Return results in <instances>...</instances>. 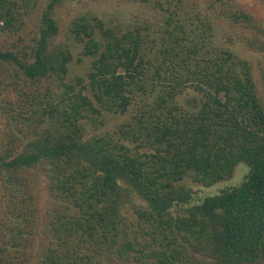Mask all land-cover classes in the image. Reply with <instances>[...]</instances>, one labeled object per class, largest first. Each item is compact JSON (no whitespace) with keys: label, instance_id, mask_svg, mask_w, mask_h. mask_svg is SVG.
Masks as SVG:
<instances>
[{"label":"trees","instance_id":"1","mask_svg":"<svg viewBox=\"0 0 264 264\" xmlns=\"http://www.w3.org/2000/svg\"><path fill=\"white\" fill-rule=\"evenodd\" d=\"M64 1L0 0V264H264V66L257 81L215 33L228 17L264 52V23L222 0L206 14L157 0L126 30L79 15L58 41ZM133 104L114 132L89 131ZM240 166L213 196L182 184Z\"/></svg>","mask_w":264,"mask_h":264},{"label":"rangeland","instance_id":"2","mask_svg":"<svg viewBox=\"0 0 264 264\" xmlns=\"http://www.w3.org/2000/svg\"><path fill=\"white\" fill-rule=\"evenodd\" d=\"M157 0H148L143 3L140 0H65L64 4L57 10L56 19L60 24V35L58 41L67 40L68 27L71 21L82 14L93 13L101 19L112 18L115 25H121L123 30H126L133 23L139 19H151L154 15L153 10L150 8L151 4ZM189 8L197 7L199 11L206 13H214L210 9L212 5L222 6L219 1L221 0H184ZM228 4L233 5L237 10L249 13L256 18L257 21L264 23V0H222ZM41 6V5H40ZM230 10V9H228ZM240 31V30H239ZM216 40L221 45L231 46L237 50L241 56L248 59L251 63L254 76L256 80L259 79L261 68L264 66V52L250 49L246 43V39L250 37V33L246 30L237 32L231 24V20L226 17L223 19L217 18L216 20ZM236 41L237 46H232L230 43ZM70 49L74 57V70L77 72H85L86 63L78 62L80 54L83 50V45L71 40L69 42ZM260 96L264 99V89L260 87ZM195 97V94L190 90L180 100L183 104L187 105L189 99ZM138 105L133 104L129 107L125 114H105V120L95 128L89 126V131H96V133L114 132L119 125L128 120L129 115L135 114ZM247 170L243 166L238 167L233 179L220 182L212 187L206 188L202 184H197L190 178H186L182 184L195 192V197L213 196L221 192V190L238 185L244 178ZM36 200L35 207L39 214L45 217L48 209L49 197L47 192V181L45 176L41 173H36ZM199 200V199H198ZM196 201V200H195ZM103 264H107L104 262Z\"/></svg>","mask_w":264,"mask_h":264}]
</instances>
